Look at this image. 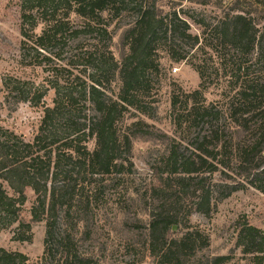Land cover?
Masks as SVG:
<instances>
[{
	"label": "trees",
	"instance_id": "16d2710c",
	"mask_svg": "<svg viewBox=\"0 0 264 264\" xmlns=\"http://www.w3.org/2000/svg\"><path fill=\"white\" fill-rule=\"evenodd\" d=\"M22 1V51L35 67L61 58L53 50L66 37L78 38L90 30L107 35L100 27L105 12L117 17L133 11L136 19L123 32L127 51L120 61L109 45L100 54H89L93 60L87 81L76 77V82L60 85L56 77L50 87L14 77L0 81V97L4 94L13 104L43 106L49 90H55L54 105L44 108L31 142L0 125V232L16 226V240L31 242L35 224L45 223L46 228L40 259L34 262L0 248V264H105L110 245L97 242L100 232L111 234L106 222L114 210L123 213L124 227L134 234L128 247L141 241L143 252L131 264L143 263L147 254L153 264H227L230 256L204 254L210 237L192 225L191 216H208L217 203L247 188L264 194V83L240 77L247 59L259 63L264 56V27L239 7L216 25L198 23V35L181 16L184 10L163 15L158 0ZM191 1L207 5L210 0ZM72 15L89 23L78 27ZM40 24L45 28L38 35ZM195 50L209 54L208 60L213 55L235 65L239 60L227 94V115L207 104L203 89L209 67L192 60ZM164 54L175 63L190 62L201 78L200 89L172 97L179 138L156 135L142 118L124 123L131 110L154 117L156 101L150 99L149 87L161 76ZM116 80L117 95L111 91ZM137 138H155L169 146L152 167L156 183L143 192L128 183L135 174ZM28 189L35 200L25 220ZM137 200L148 223L134 210ZM237 246L257 264L264 263L261 229L241 226Z\"/></svg>",
	"mask_w": 264,
	"mask_h": 264
},
{
	"label": "rangeland",
	"instance_id": "374dc122",
	"mask_svg": "<svg viewBox=\"0 0 264 264\" xmlns=\"http://www.w3.org/2000/svg\"><path fill=\"white\" fill-rule=\"evenodd\" d=\"M22 3V0H0V81L5 77H14L23 81H31L40 87H50L52 85L50 81H56L58 77L60 85L71 84L76 82V77L86 80L91 74V69L88 67L93 58H89L90 53L97 51L100 54L109 45L115 58L120 61L127 51L122 44V36L128 25L135 21V13L127 11L116 17L110 12H105L102 14L100 27L107 31V35L99 30L93 32L90 30L78 38L66 37L59 41L53 50L55 53H60L61 58H55L50 63L43 62L37 67L29 66L33 60L29 57L24 59L22 51ZM158 7L162 9L163 15L172 9L184 10L185 15L181 13V16L190 23L193 34L198 35L202 33V28L198 23L216 25L224 20L226 15H232L237 11L238 7L245 13H251L261 30L264 27V0L262 3L258 0H210L207 5L191 0L183 2L181 0H158ZM71 22L78 27L89 23L75 15L71 16ZM44 28L45 24H40L35 31L36 34H41ZM77 46L82 49L77 50ZM195 55L196 58L191 59L197 62L196 64L202 65L207 62L209 67L206 87L203 89L207 104L216 106L221 111V116H224V113L227 115V94L232 91V79L238 73L239 60H237V65L232 61L230 63V60L226 62L216 55L208 60L209 54L200 50L196 51ZM255 59H247L248 62L243 66L246 69H242L240 74L241 81L264 83V56L259 63H256ZM161 63V76L159 80H152L149 87L150 99L156 101L152 104L156 108L154 117L149 119L131 110V114L126 116L124 123L130 124L137 118H142L153 127L156 135L164 133L171 138H179L182 134L180 132L177 134L172 121V97L174 94L180 96L181 91L192 93L200 89L201 78L190 62L175 63L164 54ZM111 91L115 95L119 93L118 80L112 83ZM54 99L55 90L50 89L44 105L34 107L29 103L13 104V101L10 98L6 100L3 94L0 97V125L15 132L25 141L31 142L41 125L44 108L52 107ZM168 147V143L155 138L135 140L133 149L135 174L128 180L133 189L136 188L143 192L156 183L152 167L156 159L166 153ZM214 179L219 181L220 176L216 175ZM9 193L12 194L11 191ZM26 193L28 201L23 208V218L29 220L35 195L31 189H28ZM141 209L140 201L137 200L134 210L138 212V217L144 223H148L149 217ZM109 218L110 220L106 222L108 224L106 229L111 234L107 231L100 232L97 242L98 245L104 243L110 245L111 251L105 264H131L143 252L141 241H137L134 247H128L131 240L133 241L134 234H130L129 230L124 227L122 212L114 210ZM102 223L104 225V222ZM191 223L210 237V247L204 251L205 255L230 256L231 260L227 264H257L253 256L244 254L242 249L238 248L237 239L240 227L245 224L264 231V194L253 188L236 192L228 199L217 203L208 216L194 212L191 216ZM15 229L16 226H13L0 232V248L21 252L34 262L40 259L44 250L45 223L33 226L31 242L16 240ZM141 264H153L148 254Z\"/></svg>",
	"mask_w": 264,
	"mask_h": 264
},
{
	"label": "water",
	"instance_id": "95a60500",
	"mask_svg": "<svg viewBox=\"0 0 264 264\" xmlns=\"http://www.w3.org/2000/svg\"><path fill=\"white\" fill-rule=\"evenodd\" d=\"M176 230H177V228H176V227H174V228H173V231H176Z\"/></svg>",
	"mask_w": 264,
	"mask_h": 264
}]
</instances>
